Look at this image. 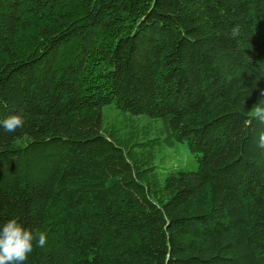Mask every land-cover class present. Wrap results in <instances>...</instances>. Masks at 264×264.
<instances>
[{"label":"trees","instance_id":"16d2710c","mask_svg":"<svg viewBox=\"0 0 264 264\" xmlns=\"http://www.w3.org/2000/svg\"><path fill=\"white\" fill-rule=\"evenodd\" d=\"M261 90L264 0H0V227L47 236L25 264H264Z\"/></svg>","mask_w":264,"mask_h":264},{"label":"clouds","instance_id":"9594fccd","mask_svg":"<svg viewBox=\"0 0 264 264\" xmlns=\"http://www.w3.org/2000/svg\"><path fill=\"white\" fill-rule=\"evenodd\" d=\"M261 97H264V90H261ZM254 113L253 118L264 124V100H259ZM23 126V114H11L0 120V127L9 133ZM257 141V147L264 150V133L258 135ZM46 243L45 234L34 236L33 231L25 227L18 219H9L0 227V264H25L34 247L42 248Z\"/></svg>","mask_w":264,"mask_h":264},{"label":"rangeland","instance_id":"374dc122","mask_svg":"<svg viewBox=\"0 0 264 264\" xmlns=\"http://www.w3.org/2000/svg\"><path fill=\"white\" fill-rule=\"evenodd\" d=\"M112 111L113 109L111 108V106H107L105 108L107 121L112 119ZM133 119L134 121H138L141 124L147 123L149 121V117L146 114L134 116ZM157 163L166 167L177 166L185 167L190 170L196 169L198 167V161L189 149L187 143H178L174 147L164 148L163 151L159 153Z\"/></svg>","mask_w":264,"mask_h":264}]
</instances>
